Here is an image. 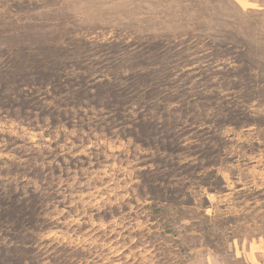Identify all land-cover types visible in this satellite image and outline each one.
I'll list each match as a JSON object with an SVG mask.
<instances>
[{"label":"rangeland","instance_id":"1","mask_svg":"<svg viewBox=\"0 0 264 264\" xmlns=\"http://www.w3.org/2000/svg\"><path fill=\"white\" fill-rule=\"evenodd\" d=\"M0 264H264V0H0Z\"/></svg>","mask_w":264,"mask_h":264}]
</instances>
